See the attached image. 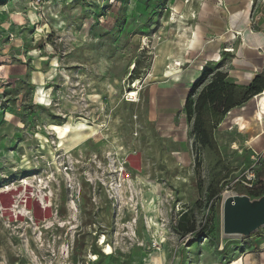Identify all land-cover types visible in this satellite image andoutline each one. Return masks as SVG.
<instances>
[{
	"label": "rangeland",
	"instance_id": "1",
	"mask_svg": "<svg viewBox=\"0 0 264 264\" xmlns=\"http://www.w3.org/2000/svg\"><path fill=\"white\" fill-rule=\"evenodd\" d=\"M207 2L0 0V264H243L264 225L225 233L222 204L261 186L256 95L222 118L213 150L172 75L200 57ZM184 209L194 242L176 229Z\"/></svg>",
	"mask_w": 264,
	"mask_h": 264
},
{
	"label": "crops",
	"instance_id": "2",
	"mask_svg": "<svg viewBox=\"0 0 264 264\" xmlns=\"http://www.w3.org/2000/svg\"><path fill=\"white\" fill-rule=\"evenodd\" d=\"M199 11L202 24L198 23L196 31L201 32L202 39L192 38L191 42L194 41L196 49L201 48L200 57L191 61L184 76L172 73L175 81L183 78L186 90L181 95L182 106L191 83L199 78L203 65L208 62L226 72L227 79L238 85H248L256 75L264 76V0H208L206 5L201 4ZM262 93L264 89L255 96V120L264 118L259 106ZM239 119L235 117V123L245 129L246 122H237ZM246 247L243 264H264V235L250 237Z\"/></svg>",
	"mask_w": 264,
	"mask_h": 264
},
{
	"label": "trees",
	"instance_id": "3",
	"mask_svg": "<svg viewBox=\"0 0 264 264\" xmlns=\"http://www.w3.org/2000/svg\"><path fill=\"white\" fill-rule=\"evenodd\" d=\"M227 73L215 66H206L195 80L184 100L183 110L187 122L190 124V134L194 141L201 147L216 149L214 131L222 118L232 108L241 105L251 97L261 93L264 89V76L256 75L248 85H238L227 79ZM255 182L261 183L260 188L253 192L251 188H245L241 194L251 196H262L264 194V163L260 165ZM214 192L210 193L213 196ZM219 199H212L208 208L205 223H210L212 214L217 210ZM176 229L181 234L193 235L194 242L200 234L201 229L196 227L195 220L189 210L180 212Z\"/></svg>",
	"mask_w": 264,
	"mask_h": 264
},
{
	"label": "water",
	"instance_id": "4",
	"mask_svg": "<svg viewBox=\"0 0 264 264\" xmlns=\"http://www.w3.org/2000/svg\"><path fill=\"white\" fill-rule=\"evenodd\" d=\"M223 231L249 235L264 225V194L256 201L247 195H231L222 204Z\"/></svg>",
	"mask_w": 264,
	"mask_h": 264
},
{
	"label": "bare ground",
	"instance_id": "5",
	"mask_svg": "<svg viewBox=\"0 0 264 264\" xmlns=\"http://www.w3.org/2000/svg\"><path fill=\"white\" fill-rule=\"evenodd\" d=\"M176 65H177V63H176ZM137 92L135 91V90H132V91H130V93H129V96L131 97V100H134L133 99V96L136 94ZM137 95V94H136ZM136 97V96H135ZM79 128V127H78ZM54 129H56L57 130V133L60 135V136H62V135H64L67 131H69L70 129H68V127L67 126H54ZM99 244H101L102 245V247H103V252L104 253H106V254H110L111 253V251H112V248H111V246L109 245V244H106V242H105V236L104 235H102L101 237H100V240H99ZM160 255V254H159ZM93 259H95L96 258V256H93L92 257ZM161 259H163V258H161ZM163 262V261H162ZM148 264H157V262L156 261H153V260H149V262H148Z\"/></svg>",
	"mask_w": 264,
	"mask_h": 264
},
{
	"label": "built area",
	"instance_id": "6",
	"mask_svg": "<svg viewBox=\"0 0 264 264\" xmlns=\"http://www.w3.org/2000/svg\"><path fill=\"white\" fill-rule=\"evenodd\" d=\"M96 241H97V240H96ZM98 241H99V240H98ZM93 256H95V255H92V257H93ZM92 257L90 258L92 261H95V260L97 259V257H96V259H93Z\"/></svg>",
	"mask_w": 264,
	"mask_h": 264
}]
</instances>
